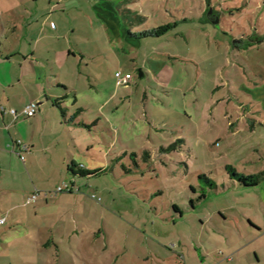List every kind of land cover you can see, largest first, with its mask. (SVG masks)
Instances as JSON below:
<instances>
[{
  "label": "rangeland",
  "instance_id": "1",
  "mask_svg": "<svg viewBox=\"0 0 264 264\" xmlns=\"http://www.w3.org/2000/svg\"><path fill=\"white\" fill-rule=\"evenodd\" d=\"M0 10L8 46L22 26L24 46L54 42L59 55H41L56 60H41L52 91L71 115L84 107L64 133L69 151L56 147L67 152L60 179H44L55 167L10 175L0 264H264V178L246 186L227 171L264 173V0H0ZM54 23L79 30L64 39ZM117 71L130 82L117 85ZM66 184L73 192L57 190Z\"/></svg>",
  "mask_w": 264,
  "mask_h": 264
},
{
  "label": "crops",
  "instance_id": "2",
  "mask_svg": "<svg viewBox=\"0 0 264 264\" xmlns=\"http://www.w3.org/2000/svg\"><path fill=\"white\" fill-rule=\"evenodd\" d=\"M86 18L88 19V17ZM100 19L102 20L98 22L103 32L105 24L103 18ZM64 20L66 21V19ZM136 21L140 23L142 18L137 15ZM2 22V11L0 10V25ZM68 22L69 20H67V24ZM54 25L55 28L53 30L59 32L61 25H57V23H54ZM23 28L22 26V29L16 32L15 36L11 37L15 39L12 45L8 46L10 38L6 37V41L3 37L0 38V195L10 191L7 184L10 180V175L12 179H14L15 174L22 176L29 175L32 179L33 173L31 170L35 167H40L43 171L51 168L52 173L56 170L53 175H49L50 178L44 177L47 181L55 177L57 180L60 179V177H57L59 176L58 173L61 175L64 173L58 172V167L60 163L66 164L67 157L65 155L70 148L69 140L64 133L70 130L67 125L79 124L78 121L80 120L78 118L79 114L74 121L67 122L72 116L69 112L70 107L66 106L62 99L64 97H60L58 91L56 93L52 91V87L55 86L51 83V81H54L51 77L52 73L41 61L45 59L54 68L56 60L54 61V58L51 60L50 57H42L41 55L52 53L54 57H57L59 50L53 45L54 42L48 44L46 47L40 46L39 43L42 41V35L33 39L32 45L24 46L22 43L29 36L26 32H23ZM69 30L77 33L79 29L75 26V23H70L69 26H66V30H62L65 32L59 33L64 34V39H67L70 35ZM43 33L49 36L50 39H55L54 33L56 34V32L52 35L46 33V31ZM29 40L31 39L29 38ZM18 43L21 45L17 46ZM65 46L64 52L68 49L69 55L73 54L76 56L71 40L69 41V45L66 44ZM80 53L83 60V53ZM56 83L58 88L63 86L69 89L68 86L63 84L64 82ZM57 98L61 99L63 107L67 110L66 119L59 113L58 110L60 109L54 103V100ZM31 103H37L39 110L35 116L28 117L21 113V111ZM13 108L20 112L17 116L10 112V109ZM79 108H82V111L84 110L83 106ZM60 145L67 147L66 153L59 152L56 149ZM53 167H55L54 170ZM35 181L38 185H42L40 188L47 187L48 183H43V185L37 180H34L33 183ZM16 187L20 189V186L17 185ZM31 188H27L22 192L31 193L35 187ZM70 189H74L73 186ZM68 191L71 192L70 190ZM29 197L31 195L27 198L29 199ZM2 216L6 217L5 215ZM7 223L8 220L6 221ZM228 259L232 260V257ZM241 260H239L240 263Z\"/></svg>",
  "mask_w": 264,
  "mask_h": 264
},
{
  "label": "trees",
  "instance_id": "3",
  "mask_svg": "<svg viewBox=\"0 0 264 264\" xmlns=\"http://www.w3.org/2000/svg\"><path fill=\"white\" fill-rule=\"evenodd\" d=\"M176 25H177V22H175L173 24H167V25H164V26H160L158 28H155L153 31H150L149 34L154 33L157 36H161L166 31H168L169 29H171L172 27H174ZM60 100L61 99L57 98V99L54 100V103L60 109L62 116L66 119V117H67V110H66L65 107H63V105H62V103H61ZM81 111H82V108H78V110L76 111V113H74L67 120V122L74 121L75 118L80 114ZM173 148H174V145H170L167 148H162V150H171ZM146 156L148 158H151V154H150L149 151H146ZM69 168L71 169V171L74 174H76V171L74 170V167H69ZM227 171H228V173L230 174V176L232 178L238 180L240 183H242V184H244L246 186L257 185L264 178V173L263 172L257 173V174H249V175H246V174L239 173L232 165H228L227 166ZM80 173L85 174L86 172H85V170H81ZM203 177L206 179V181L208 182V184L210 186H212V187L216 186L215 181H213L212 179H210V178H208L206 176H203ZM70 191L73 192V189H70ZM204 197H205V193L204 194H201L200 198H204ZM174 206H175L176 211L178 213H181L180 208L177 205H174Z\"/></svg>",
  "mask_w": 264,
  "mask_h": 264
},
{
  "label": "built area",
  "instance_id": "4",
  "mask_svg": "<svg viewBox=\"0 0 264 264\" xmlns=\"http://www.w3.org/2000/svg\"><path fill=\"white\" fill-rule=\"evenodd\" d=\"M116 78H117V85H123V84H128L130 82L129 80V76L124 75L121 71H117L116 72ZM39 110V106L37 103H31L27 106L24 107V109L21 111V113H23L24 115L28 116V117H32L35 116L36 113ZM10 112L12 114H14L15 116H17L20 112L17 111L16 109H10ZM71 186L66 184L65 186H59L57 188L58 191H64V190H70ZM39 195V191H35L31 197H29L28 202H32L34 200L37 199ZM6 217L0 216V227L6 224Z\"/></svg>",
  "mask_w": 264,
  "mask_h": 264
}]
</instances>
